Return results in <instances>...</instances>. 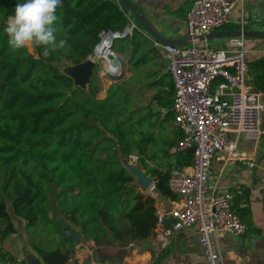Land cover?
<instances>
[{
    "label": "trees",
    "instance_id": "16d2710c",
    "mask_svg": "<svg viewBox=\"0 0 264 264\" xmlns=\"http://www.w3.org/2000/svg\"><path fill=\"white\" fill-rule=\"evenodd\" d=\"M19 2L0 0V238L17 232L14 214L26 222L30 244L46 264H68L76 252L64 220L97 242L150 238L158 198L140 189L123 158L138 155L171 200L179 197L169 186L173 168L193 163L188 151L170 152L183 135L177 127L159 156L149 153V145L157 143L149 126L160 122L164 110V118L174 121V82L168 74L152 82L145 78L144 66L158 52L139 31L116 38L114 50L127 56L132 68L98 98L99 64L88 89L76 87L61 67L84 62L103 30H123L128 9L120 0H61L54 35L67 44L44 57V46L12 50L8 45L5 22ZM250 70L264 92V58L251 62ZM155 87L147 101L144 94ZM151 159L156 163L150 166ZM234 210L251 229V218L245 219L249 210Z\"/></svg>",
    "mask_w": 264,
    "mask_h": 264
},
{
    "label": "built area",
    "instance_id": "2783aa9c",
    "mask_svg": "<svg viewBox=\"0 0 264 264\" xmlns=\"http://www.w3.org/2000/svg\"><path fill=\"white\" fill-rule=\"evenodd\" d=\"M239 2L242 0H194L186 16L187 44L152 40L168 60L165 71L175 85L174 124L183 135L172 152L195 148L193 163L176 166L171 172L169 186L179 197L170 205H156L158 222L154 234L165 246L178 231L196 226L205 264H225L217 241L219 232L243 235L247 231V224L233 208V193L209 191L213 161L220 153L228 159L244 158L238 149V137L244 134L248 139H257L262 133L264 93L250 81L244 37L232 38L236 50L199 44L202 35L228 24L229 13ZM129 15L123 30H103L88 56L100 64L108 77L116 78L123 72L121 57L110 59L112 53L116 54L115 39L142 31L140 22ZM129 160L136 163L139 157L132 154ZM151 189L150 194L157 198L154 187ZM0 264L23 263L0 259Z\"/></svg>",
    "mask_w": 264,
    "mask_h": 264
},
{
    "label": "crops",
    "instance_id": "0c3cea01",
    "mask_svg": "<svg viewBox=\"0 0 264 264\" xmlns=\"http://www.w3.org/2000/svg\"><path fill=\"white\" fill-rule=\"evenodd\" d=\"M132 1L138 5L162 36L170 39L188 36L186 16L194 0ZM127 14L135 17L129 10ZM229 19L228 24L220 30L264 31V0H242L232 8ZM141 27L140 34L154 47L152 40L156 37L144 26ZM236 36L244 37L250 81L255 89L263 92L253 82L250 63L264 58V37ZM236 36L200 39L199 44L217 49L236 50L238 47L232 43V38ZM156 51L159 57L144 66L147 75H151L149 82L158 80L163 74H168L169 79L173 81L171 74L165 71L168 60L157 49ZM116 53L121 57L123 66L124 62L129 63L127 56L117 51ZM109 83L102 84L103 89L99 92L103 94L101 99L107 96ZM152 91L156 92L157 88ZM238 149L245 154L244 158L228 159L224 153L218 154L211 167L208 186L210 192L219 190L232 192L233 207L241 211L248 209L245 219L251 218L253 227L248 228L243 235H233L227 231L219 232L217 241L225 264H264V113L260 137L248 139L244 134L240 135ZM170 152L175 154L172 149ZM171 202V199L158 198L156 205L166 206ZM12 215L17 232L5 239L0 238V249L3 253L0 259L23 264H46L43 257L30 244L26 222ZM18 221L21 226L18 225ZM86 262L88 264H205V259L200 233L196 226H192L169 237L165 246L156 239L155 234L148 239L130 238L122 242L103 240L97 242L95 239L81 237L80 242H77L76 252L68 264Z\"/></svg>",
    "mask_w": 264,
    "mask_h": 264
},
{
    "label": "clouds",
    "instance_id": "9594fccd",
    "mask_svg": "<svg viewBox=\"0 0 264 264\" xmlns=\"http://www.w3.org/2000/svg\"><path fill=\"white\" fill-rule=\"evenodd\" d=\"M61 0H22L14 6V13L7 17L4 31L8 45L12 50L32 46H44L43 56L62 49L67 41L57 42L54 35V22L57 20L56 9Z\"/></svg>",
    "mask_w": 264,
    "mask_h": 264
},
{
    "label": "water",
    "instance_id": "95a60500",
    "mask_svg": "<svg viewBox=\"0 0 264 264\" xmlns=\"http://www.w3.org/2000/svg\"><path fill=\"white\" fill-rule=\"evenodd\" d=\"M121 3L133 14L136 19L140 22L142 26L146 28L153 36L160 39L161 41L170 43V44H179L183 45L189 42V36L179 39H170L162 36L155 28L152 26L148 18L142 13L138 5H136L132 0H120ZM244 35L251 37H264V31H255V30H242V29H233V30H216L208 34H204L200 39L204 40L207 38H217V37H228ZM97 62L88 57L84 62L80 64H71L67 66H62L61 69L64 73L71 76L74 79L75 86H81L88 89L91 82L94 70L96 68ZM190 153L195 151V148H190L188 150ZM124 166L130 171V173L138 179L137 183L144 190L154 187L156 196L159 199H164V196L161 194L160 190L156 187V177L148 174L145 169L138 168L134 163H131L129 157L123 158ZM144 167V166H143ZM68 234L76 241L80 242L81 234L75 231H68ZM85 264H88L86 262Z\"/></svg>",
    "mask_w": 264,
    "mask_h": 264
},
{
    "label": "rangeland",
    "instance_id": "374dc122",
    "mask_svg": "<svg viewBox=\"0 0 264 264\" xmlns=\"http://www.w3.org/2000/svg\"><path fill=\"white\" fill-rule=\"evenodd\" d=\"M30 50H32V47L30 48ZM116 52V51H115ZM100 65V64H99ZM132 68L131 64L127 62H124V66H123V72L119 75V76H116V78H112V77H108L107 74L105 73V71L102 69V67L100 66V70H99V74H100V77H101V82L102 84L104 85V82L106 83H109V85L111 86L114 82H120L121 80H123L124 78H126L127 76H129L130 74V69ZM147 80L149 81V79L151 80V75L146 73V77ZM153 79V78H152ZM152 93L153 91L152 90H149L147 91L145 94H144V97L146 98L147 101H150V98L152 96ZM102 93H99V95L97 96L98 98H101L102 97ZM104 98V97H103ZM154 108L156 110H161V107L158 105L157 102H154ZM162 118L160 119V122H157V123H152L150 126H149V129L152 133L155 134L156 136V140H157V143L155 144V146H153L151 148L152 145H149V153L151 155H160L161 154V151H162V147L165 146V139L166 138H173L175 136V124L168 120V119H165L164 118V115H165V110L162 111ZM164 118V119H163ZM163 154V153H162ZM172 158H167L165 159L166 162L167 160H170L171 161ZM153 163L155 164L156 161L154 160H148V164L151 166L153 165ZM136 165V167L138 168H142L144 169L143 167V163L142 161L139 159V161H137L136 163H134ZM146 171V170H145ZM136 180L138 181V179L136 178ZM140 189L145 192V193H152V189L151 187L149 189H146L144 190L143 188L140 187ZM20 221H23L22 219H18ZM57 220L59 222H63V219L61 217H57ZM65 221V224L70 227L67 228L68 231H75V232H79V227L74 225V224H69L68 221L64 220ZM68 222V223H67ZM18 225L21 226V223L18 221ZM41 231V230H40ZM42 233V232H41ZM35 234L34 239L35 240H38L39 238H41L43 235L42 234ZM103 241H107L105 238H101Z\"/></svg>",
    "mask_w": 264,
    "mask_h": 264
},
{
    "label": "bare ground",
    "instance_id": "6f19581e",
    "mask_svg": "<svg viewBox=\"0 0 264 264\" xmlns=\"http://www.w3.org/2000/svg\"><path fill=\"white\" fill-rule=\"evenodd\" d=\"M114 56L117 58V56H119V55H117V53L116 54L115 53H112V55H110V59H113ZM116 61H117V59H116Z\"/></svg>",
    "mask_w": 264,
    "mask_h": 264
}]
</instances>
